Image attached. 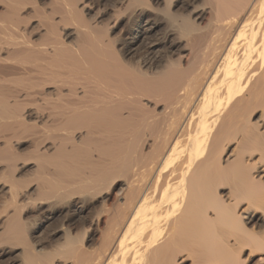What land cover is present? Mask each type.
Instances as JSON below:
<instances>
[{
  "label": "bare ground",
  "instance_id": "obj_1",
  "mask_svg": "<svg viewBox=\"0 0 264 264\" xmlns=\"http://www.w3.org/2000/svg\"><path fill=\"white\" fill-rule=\"evenodd\" d=\"M113 1L0 0V254L264 261V0Z\"/></svg>",
  "mask_w": 264,
  "mask_h": 264
},
{
  "label": "rangeland",
  "instance_id": "obj_2",
  "mask_svg": "<svg viewBox=\"0 0 264 264\" xmlns=\"http://www.w3.org/2000/svg\"><path fill=\"white\" fill-rule=\"evenodd\" d=\"M89 2H90V5H91V10L90 11L92 13V15H91V13H89V16L90 17H94L93 14L95 13L96 14L95 17L97 18V16H98L97 14H99L98 19L101 20V21L103 20L102 21V23H103L102 27H104V24L108 21V19H107L108 10L110 8V5L114 1L113 0H89ZM97 8H98V10H97ZM102 27H100V25H99V28H102ZM1 182H3L2 178H0V185L2 184ZM3 194H5L4 191H3V193L1 191V194H0V211L3 209V204L1 206V203H3V201L6 200V197H8L7 193L5 195H3ZM25 214L27 215V212L24 211L23 212V216L24 217L26 216ZM0 219H1V214H0ZM2 247H4V246H0V252L3 249ZM1 254H0V264H12V254H10V253L8 254V252L6 254H4V253H1ZM261 257H262V255L260 253H256V252H254L253 254H250V255H247V252H245V251H243L241 253V260L243 259L242 261H244L243 264H264V261H261Z\"/></svg>",
  "mask_w": 264,
  "mask_h": 264
}]
</instances>
